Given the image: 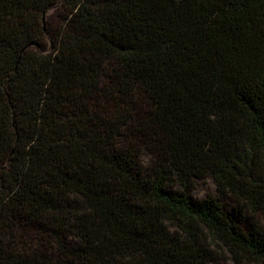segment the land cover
<instances>
[{"label":"trees","instance_id":"1","mask_svg":"<svg viewBox=\"0 0 264 264\" xmlns=\"http://www.w3.org/2000/svg\"><path fill=\"white\" fill-rule=\"evenodd\" d=\"M215 247L264 264V0H0V264Z\"/></svg>","mask_w":264,"mask_h":264},{"label":"rangeland","instance_id":"2","mask_svg":"<svg viewBox=\"0 0 264 264\" xmlns=\"http://www.w3.org/2000/svg\"><path fill=\"white\" fill-rule=\"evenodd\" d=\"M142 164L147 163V156H143L142 157ZM214 190H213V186L211 185V183L209 181H199L198 183H196V185L194 186L193 190L190 192V196L192 198H198L201 199L203 197H205L208 194H213ZM171 232H173V229H170ZM215 250H218L219 252V263L218 262H210L208 264H233L232 261L230 260L229 255L224 251V250H220L218 247H215Z\"/></svg>","mask_w":264,"mask_h":264}]
</instances>
